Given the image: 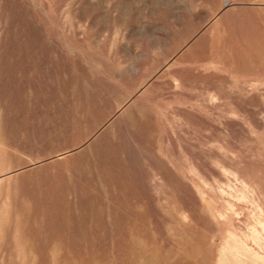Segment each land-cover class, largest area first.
<instances>
[{"label":"rangeland","instance_id":"1","mask_svg":"<svg viewBox=\"0 0 264 264\" xmlns=\"http://www.w3.org/2000/svg\"><path fill=\"white\" fill-rule=\"evenodd\" d=\"M0 264H264V0H0Z\"/></svg>","mask_w":264,"mask_h":264}]
</instances>
